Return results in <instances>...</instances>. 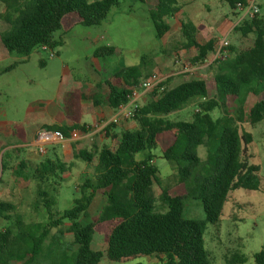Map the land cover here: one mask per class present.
I'll return each instance as SVG.
<instances>
[{
	"label": "trees",
	"instance_id": "trees-1",
	"mask_svg": "<svg viewBox=\"0 0 264 264\" xmlns=\"http://www.w3.org/2000/svg\"><path fill=\"white\" fill-rule=\"evenodd\" d=\"M121 1L1 0L0 20L8 23L9 28L0 38L10 53L27 56L43 45L54 49L63 44L62 35L74 25H99ZM140 1L147 5L156 35L161 39L170 29L166 18L181 9L178 0ZM225 1L232 9L243 2ZM234 29L243 35L252 33V44L239 50L229 45V56L214 62L218 63V71L212 78L193 79L159 90L166 86L167 78L140 106L134 117L136 127L112 134L117 140L115 148L104 145L101 149H80L74 153L92 172H87L79 184L81 195L74 199V205L61 215L56 212V198L48 183L58 184L57 179L61 180L69 170L67 163L48 157L40 163L22 159L12 165L11 149L4 150L0 173L9 170L17 177L33 180L37 187L34 207L42 204L48 221L27 222L15 204L0 200V219L12 222L0 230V264H98L104 256L111 261L127 262L151 255L158 256L161 264H211L204 238L207 225L218 224L230 192L238 188L258 189L259 167L250 164L246 156L253 136L240 131L230 112L229 100L232 96L241 100L242 95L253 93L257 100L249 109V121L264 122V20L256 14ZM181 30L186 46L197 50L192 62L204 63L215 50L214 39L199 41L198 27L191 21H181ZM57 32L62 33L58 39ZM114 53V47L103 45L95 49L94 56L110 57ZM144 68V64L124 67L93 89L75 90L70 122L56 130L66 137L73 130L89 133L90 125L81 121L79 102L90 100L94 106L105 104L116 110L129 101L133 90L148 76ZM192 102L197 104L191 120L169 118ZM217 108L222 113L214 119L211 113ZM114 126L111 122L104 127L108 136ZM202 144L213 145L208 147L205 161L196 152ZM156 149L175 167L179 184L184 187L182 193L174 194L163 185L159 168L153 162ZM155 184L161 190V201L168 207L165 212L155 211ZM97 194L104 195L106 203L95 218L83 223L81 218L88 216ZM187 196L201 201L204 220L183 216V199ZM64 220L67 231L73 235L72 241H66L60 229ZM52 228H59V233L51 234ZM97 233L103 235L105 252L92 246ZM61 238L70 245L68 252L61 250ZM254 259L255 264H264V249ZM243 261V255L235 254L227 264Z\"/></svg>",
	"mask_w": 264,
	"mask_h": 264
},
{
	"label": "rangeland",
	"instance_id": "rangeland-1",
	"mask_svg": "<svg viewBox=\"0 0 264 264\" xmlns=\"http://www.w3.org/2000/svg\"><path fill=\"white\" fill-rule=\"evenodd\" d=\"M178 2L181 9L174 16L166 18L170 29L161 39L156 35L147 5L140 0H122L99 25H74L62 35L63 44L53 49L56 54L54 57L50 56V49L43 50L41 47L35 48L27 56L10 53L0 38V152L5 147L11 149L12 165L22 159L40 163L48 157H58L67 163L69 170L61 180L57 179L58 184L51 181L48 183V189L56 198L58 215L74 205V199L81 195L79 184L87 172H92V168L82 159L76 158L74 153L80 149H101L104 145L115 148L117 140L112 134H118L124 129H134L137 125L134 118H122L116 122V110L102 104L96 111L91 102L84 101L80 107L83 120L90 125L89 133L77 130L79 138L69 141L66 148L52 143L47 146L45 154H41L33 145H22L34 138L38 129L56 130V127L68 120L75 105L72 96L75 90H87L111 78L124 67L140 64H144L145 74L156 72L160 77L168 78L167 88L193 79L212 78L218 71V63L211 61L214 55L210 54L208 61L202 64L192 62L197 50L186 46L181 21L196 24L199 41L214 39L216 48L224 37L229 40V45L238 50L252 44V33L243 35L241 31L234 29L238 14L225 0ZM259 3L258 14L264 20V0H259ZM2 10L3 3L0 0V12ZM8 28L9 24L0 20V35ZM61 34L55 33V38L58 39ZM103 45L114 47L115 53L110 57H95V49ZM8 67L11 68L6 70ZM150 94L141 98V105ZM242 96L241 100L232 96L229 107L240 131H248L253 136L246 156L250 164L259 167L258 189L238 188L230 192L218 224L207 225L204 238L211 264H227L235 254L244 257V261L238 264H255L254 255L264 249V122L252 124L248 118L249 109L257 96L253 93ZM196 104L192 102L186 105L169 118L191 120ZM100 111L103 113L102 117H98ZM105 111H108L107 115ZM221 113L217 108L211 114L216 119ZM111 122L116 126L112 127L108 136L104 127ZM94 129L97 131L90 134ZM220 132L221 129L217 134ZM209 146L213 145L202 144L196 150L202 161L207 159ZM153 153V162L159 168L163 185L174 194L182 193L184 187L179 184L175 167L162 157L160 149ZM153 194L155 211L165 212L168 207L160 199L161 190L157 184L153 186ZM36 196L37 187L33 180L17 177L9 170L0 173V200L15 204L17 212L27 222H46L48 219L43 205L34 207ZM105 203V196L97 194L88 210V216H82L81 221L87 223L95 218ZM183 216L196 221L204 220L201 201L192 196L185 197ZM11 223L10 220L0 219V230ZM60 229L66 241L73 240L72 233L67 231V221L64 220ZM54 233H59V228H52L51 234ZM64 239H60L61 250L68 252L70 245ZM92 246L105 252L103 235L95 234ZM46 263L44 261L41 264ZM98 264H161V260L158 256L151 255L116 262L104 256Z\"/></svg>",
	"mask_w": 264,
	"mask_h": 264
},
{
	"label": "built area",
	"instance_id": "built-area-1",
	"mask_svg": "<svg viewBox=\"0 0 264 264\" xmlns=\"http://www.w3.org/2000/svg\"><path fill=\"white\" fill-rule=\"evenodd\" d=\"M235 11L238 14L236 24L244 21L245 19L253 18L260 12L259 0H243L242 3L238 2L236 4ZM228 46L229 40L227 39V37H224L219 46L217 48L215 47V50L211 53V55H214L211 61L215 62L217 59L227 58L229 56ZM41 48L43 50L50 49L51 57H54L56 55L53 49H51L47 45H43ZM209 57L205 62L208 61ZM165 80L166 78L160 77L156 72L149 73L148 76L144 77L139 85L133 90L129 101L125 104H121L116 109V117L134 118L141 106V98L145 94L151 93L154 89L158 88L162 82H165ZM165 87V85H162L159 87V90H164ZM77 138H79V132L77 130H73L70 137H66L61 130L41 128L35 135L33 145L41 154H45L47 152L48 145L56 143L60 144L62 147H65V144L68 140H75Z\"/></svg>",
	"mask_w": 264,
	"mask_h": 264
},
{
	"label": "crops",
	"instance_id": "crops-1",
	"mask_svg": "<svg viewBox=\"0 0 264 264\" xmlns=\"http://www.w3.org/2000/svg\"><path fill=\"white\" fill-rule=\"evenodd\" d=\"M93 88H94V87H92L91 89H93ZM84 101H89V102H91L90 100H81V101L79 102V105L81 104V102H84ZM91 106H94V105L92 104V102H91ZM99 108H100V106H94V109H95L96 111L99 110ZM113 110H114V109H113ZM81 111H82V109H81ZM109 113H110V112H109ZM72 114H73V113H72ZM72 114H71V115H72ZM105 114L107 115V114H108V111H105ZM71 115H70V116H71ZM82 115H83V112H82ZM70 116H68V120L65 121L64 124L70 122V119H69ZM102 116H103V113H102V111H100V112L98 113V117H102ZM122 118H123V117H116V115H114V120H115L116 122H119L120 119H122ZM81 121L87 123L86 121L83 120V117H82ZM64 124H63V125H64ZM87 124H88V123H87ZM88 125H89V124H88ZM38 130H39V129H38ZM38 130H37V131H38ZM37 131H36V133H37ZM96 131H97V130L94 129V130H92V131L90 132V134H91V133H94V132H96ZM36 133H35V134H36ZM33 137L35 138V135H34ZM34 138L30 139L29 142H27V143H22V145H33ZM69 141H72V140H68V141L66 142L64 148L67 147ZM69 143H70V142H69ZM33 146H34V145H33ZM5 148H6V147H5ZM5 148L1 150V152H0V156H1V154L4 152V150H6Z\"/></svg>",
	"mask_w": 264,
	"mask_h": 264
}]
</instances>
